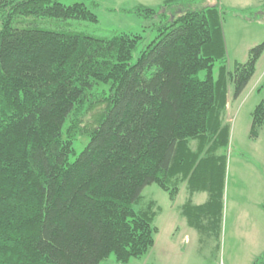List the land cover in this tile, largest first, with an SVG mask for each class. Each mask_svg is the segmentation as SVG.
I'll return each mask as SVG.
<instances>
[{"label":"trees","instance_id":"trees-1","mask_svg":"<svg viewBox=\"0 0 264 264\" xmlns=\"http://www.w3.org/2000/svg\"><path fill=\"white\" fill-rule=\"evenodd\" d=\"M189 1L166 0L162 13L133 9L159 22L132 62L139 35L101 38L23 22L96 23L84 3L0 0V264L142 257L154 246L155 211L134 204L150 184L170 197L182 183L206 189L208 203L196 211L208 212L223 165L216 153L229 137L223 115L252 79L264 43L228 70L222 10ZM263 127L264 101L251 113L249 136ZM80 139L87 143L75 153ZM252 264H264V253Z\"/></svg>","mask_w":264,"mask_h":264},{"label":"rangeland","instance_id":"rangeland-1","mask_svg":"<svg viewBox=\"0 0 264 264\" xmlns=\"http://www.w3.org/2000/svg\"><path fill=\"white\" fill-rule=\"evenodd\" d=\"M65 5L84 3L97 17L96 23L86 21H53L28 19L24 24L59 30L76 31L106 38L113 34L139 35L141 40L133 53L132 62L151 43L156 35L158 18L146 20L133 9L144 6L158 13L166 0H60ZM217 4L222 10V36L227 55L228 70L235 62L244 63L250 48L264 43V0H190L187 5L202 7ZM162 20V19H160ZM219 64H214V79ZM264 51L258 58L252 79L242 94L231 100L223 115L228 123V143L217 150L222 168L217 169L211 189L214 194L208 212L198 213L197 207L208 203V191H189L186 183L179 186L174 197L156 184L143 188L134 208L154 205L152 226L158 232H173L170 240L173 251L168 264H252L264 253V127L251 138V113L264 101ZM203 79L205 72H199ZM231 87L228 86V96ZM87 139L77 140L73 147L79 153ZM70 161L74 156H70ZM221 161L218 162V165ZM218 173V174H217ZM176 232V233H175ZM186 237H183L184 233ZM259 232L260 242L252 238ZM162 238L166 237L163 233ZM183 237V238H182ZM155 243V242H154ZM257 247V248H256ZM258 249H263L258 253ZM161 255V254H160ZM156 251L148 252L127 264H160ZM105 264H116L110 256Z\"/></svg>","mask_w":264,"mask_h":264},{"label":"crops","instance_id":"crops-1","mask_svg":"<svg viewBox=\"0 0 264 264\" xmlns=\"http://www.w3.org/2000/svg\"><path fill=\"white\" fill-rule=\"evenodd\" d=\"M163 233H166L167 238L166 237L162 238V236H160ZM158 234H159V237L156 239L154 246L152 247V249L149 252L153 253L154 251H156V256L158 255V258H159V255L161 254L160 255V260H161L160 264H168L169 256L174 249L173 244L170 240H172L173 236L175 237V234L173 232H158ZM186 236H187V233L185 232L183 237H186ZM252 238L253 239L256 238L257 242H260V241H258V240H260L259 232H255V234ZM262 250L258 249V253H260Z\"/></svg>","mask_w":264,"mask_h":264}]
</instances>
